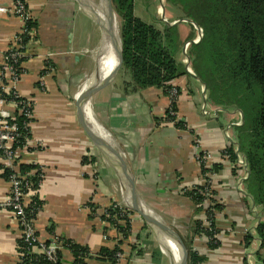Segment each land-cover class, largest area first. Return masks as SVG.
Instances as JSON below:
<instances>
[{
  "label": "crops",
  "instance_id": "crops-1",
  "mask_svg": "<svg viewBox=\"0 0 264 264\" xmlns=\"http://www.w3.org/2000/svg\"><path fill=\"white\" fill-rule=\"evenodd\" d=\"M27 4L36 22L37 38L34 55L24 62L25 73L15 88L34 102L30 125L33 144L22 153L21 163L37 164L44 172L38 193L43 206L35 219V230L42 243L65 238L87 247L96 257L86 264H109L97 256L103 248L117 246V234L105 233L101 216L113 203L127 207L129 200L116 168L81 126L76 106L82 83L95 74L101 32L76 0H27ZM12 5L13 0H0V7L11 10ZM169 13L164 10L165 19L147 23L158 28L164 27L161 22L169 26L177 23L185 55V46L197 39L196 32L182 25L187 21ZM21 28L22 20L14 13H0V64ZM187 59L179 61L188 74L173 80L170 91L136 89L129 74L121 70L94 93L89 106L103 138L124 157L140 200L180 235L189 258L192 249L202 258L201 264H264V237L259 232L264 206L256 204L248 193L245 170L222 157L225 150L236 156L239 153L236 128L243 122L242 113L210 101L206 85ZM172 89L179 93L175 120L167 116ZM205 152L214 157L211 166L220 169L212 181V197L208 205L204 200L200 209L185 192L203 185L197 156ZM4 167L7 163L0 156V201L10 190L3 177ZM210 207L214 242L195 226L196 221L206 220ZM20 238L15 215L0 209V264L20 263ZM119 247L122 264H171L156 236L135 212L132 235ZM61 250V264H74L72 252ZM35 252L41 253L37 248Z\"/></svg>",
  "mask_w": 264,
  "mask_h": 264
},
{
  "label": "trees",
  "instance_id": "trees-1",
  "mask_svg": "<svg viewBox=\"0 0 264 264\" xmlns=\"http://www.w3.org/2000/svg\"><path fill=\"white\" fill-rule=\"evenodd\" d=\"M178 1L183 5L182 11L188 14L183 19L192 18L195 25L203 30L201 41L191 44L192 52L189 56L196 76L206 85L209 100L225 109L240 110L243 114V122L236 130L239 153L245 157L248 166L245 185L256 204L264 206V0ZM112 4L121 20L122 70L129 74L136 89L157 87L170 91L173 80L188 74L184 64L175 56L181 45L178 27L166 25L158 28L145 22L136 15V0H112ZM28 26H36V22L30 21ZM28 40L29 38H25V42ZM176 45H179L178 50ZM26 60L24 58L22 62ZM173 108L176 110L175 103ZM168 119L172 120V117L168 116ZM17 120L20 124L24 121L19 117ZM25 134L26 137L30 136L27 131ZM23 145L22 141L19 146ZM228 153L235 162L236 154L232 150H228ZM3 169V177L7 181L13 175H18L14 170ZM219 169L218 165L212 166V171L216 173ZM206 172L208 169L202 165V174ZM19 173L24 192H35L30 207L25 210L28 219H36L43 206L38 194L43 180V169L37 164L21 163ZM25 181H28L29 187L25 185ZM204 192L205 186L200 185L185 193L202 209ZM89 207L92 211L96 210L93 205ZM105 212L101 216L107 223L105 233L115 231L118 244L113 249L103 248L97 258L109 264H118L117 253H122L119 245L132 235L129 215L134 212L117 203H113ZM207 213L212 220V229L205 228L202 221H196L195 226L199 233L214 238L216 230L212 207ZM19 228L22 230V226L19 225ZM259 232L264 237V224L259 227ZM54 242H60L62 248L72 252L74 264H86L88 259L96 257L87 247L65 238H57L45 245L50 246ZM36 248H41L38 242L30 244L21 235L19 264H61L62 248L57 251L56 262L49 260L45 253H36ZM202 261L190 249L188 264H201Z\"/></svg>",
  "mask_w": 264,
  "mask_h": 264
},
{
  "label": "built area",
  "instance_id": "built-area-1",
  "mask_svg": "<svg viewBox=\"0 0 264 264\" xmlns=\"http://www.w3.org/2000/svg\"><path fill=\"white\" fill-rule=\"evenodd\" d=\"M10 11L22 20V28L13 38L10 47L3 55V62L0 64V156L7 163V167L4 168L14 170L18 175H13L8 181L10 183V190L7 197L0 201V209H7L12 212L15 215L20 227L22 226V230H20V232L22 236L26 237V241L30 244L38 242L41 246V248H39L40 251L45 253L49 260L56 262L57 251L62 248V244L60 242H54L50 246H46L45 243L39 241L34 225L35 219H28L25 210L30 207L35 192L29 190L25 193L23 190V180L19 178V164H21L22 161V153L30 150L33 144L31 141L30 125L34 118V102L30 99L22 97L15 87L25 73L24 62H22V60L24 58L30 59L34 55L33 44L37 38V28L36 26H28L29 22L31 21L34 23L35 19L29 11L27 0H13L11 10L0 7V13H8ZM201 37V29H198V36L195 41H199ZM25 38H29V40L25 42ZM189 45L190 43L185 46L186 50ZM189 61L190 60L187 59L186 63H189ZM189 70L192 71L191 69ZM40 83V85L43 86V77L41 78ZM178 94V90H171L172 105L168 109L167 116L172 117L173 120L177 118V112L174 110L173 104L175 103ZM8 106L13 107V110L11 111ZM18 117L24 119L22 124L18 122ZM26 131L30 133L29 137H26ZM22 141L24 142V145L19 146ZM222 157L224 160H230L231 157L228 150L223 152ZM213 158L214 157L209 152H205L197 156V160L201 166L203 165L208 169V172L203 174L205 203L207 205V200L212 197L211 187L216 173L212 171L211 162ZM235 162L238 168L245 170V179H247L248 166L245 157L240 153H237ZM3 171L4 169L2 168V172ZM43 177L44 175L42 178ZM25 183L27 187L30 186L28 181H25ZM120 206L131 210L128 206ZM105 213L106 212L104 211L103 215ZM132 216L133 214L129 215L131 222ZM104 223L107 225L106 222ZM203 225L205 228L211 230L212 220H210L207 216ZM209 239L210 241L214 240L212 237ZM117 258L118 264H122L124 259L123 253H117Z\"/></svg>",
  "mask_w": 264,
  "mask_h": 264
},
{
  "label": "water",
  "instance_id": "water-1",
  "mask_svg": "<svg viewBox=\"0 0 264 264\" xmlns=\"http://www.w3.org/2000/svg\"><path fill=\"white\" fill-rule=\"evenodd\" d=\"M78 4L81 6V8L94 20V22H99V17L94 12L90 11L88 8H86L80 0H76ZM110 10L117 16L112 0H107ZM159 13H164V8L162 7L161 11ZM162 15V14H161ZM187 21V20H184ZM177 24V23H175ZM175 24H171L175 25ZM196 26V25H195ZM119 28V24H118ZM196 28L200 29L196 26ZM109 32L111 33L112 30L110 29ZM202 39V37H201ZM191 41L189 42L191 44H197L201 41ZM117 48H118V61L115 66V68L112 70V72L105 76H100V67H101V58L102 54L100 53L98 55V65L95 71L96 79L91 83L89 86H87L81 94H78V97L76 99V106H77V112H78V118L81 126L85 130L86 134L94 144V146L103 154V156L116 168L121 180L123 181L124 187L127 191L128 196V207L135 213H137L147 224L148 228L152 231V233L156 236L158 241L161 244V247L164 251V238H174V240L179 244L182 252V256L180 261L177 263L174 258L170 255L164 253L168 256L171 264H188L189 261V253L186 249L184 242L180 235L168 224L163 222L160 218H158L157 215H155L146 205L142 203L140 200L136 188H135V180L133 178V175L124 159L122 154L116 150L108 141H106L100 133L94 128V126L86 119V112L85 108L87 105H89V101L94 95L95 92H97L100 88L103 86L109 84L112 82L120 73L123 67V42L120 34L119 29V36L117 38ZM186 50V49H185ZM190 60V58H188ZM193 74V72H190ZM243 118V114H242ZM164 246V247H163Z\"/></svg>",
  "mask_w": 264,
  "mask_h": 264
},
{
  "label": "bare ground",
  "instance_id": "bare-ground-1",
  "mask_svg": "<svg viewBox=\"0 0 264 264\" xmlns=\"http://www.w3.org/2000/svg\"><path fill=\"white\" fill-rule=\"evenodd\" d=\"M80 1L82 4L84 3L88 6H91L96 12H94L91 8L83 4L86 8L94 12L100 18L98 22L102 36V41L101 44H99L100 46L98 49L99 54L100 53L102 54L100 76L105 77L112 72L118 61V48H117V38L119 36L118 19L117 16L110 10L107 0H98V1L80 0ZM110 29L112 30L111 33L109 32ZM115 49H116L115 56L112 59H109L112 56ZM105 54L106 57L104 58ZM95 79H96V75L88 76L82 83L79 94H81V92L87 86L93 83ZM85 112H86V119L94 126V128L98 131V133H100V135L103 137V135L101 134L98 128L97 120L95 119L89 105L86 106ZM164 245L165 247L164 246L163 247L165 253L170 254L174 258V260L178 263L182 256V252L179 244L174 240V238L168 237V238H164Z\"/></svg>",
  "mask_w": 264,
  "mask_h": 264
},
{
  "label": "rangeland",
  "instance_id": "rangeland-1",
  "mask_svg": "<svg viewBox=\"0 0 264 264\" xmlns=\"http://www.w3.org/2000/svg\"><path fill=\"white\" fill-rule=\"evenodd\" d=\"M94 1H98V0H94ZM136 1H137L136 15L139 18L141 17V19L144 20L145 22L153 21L154 18H161L162 20L165 19V16L163 17V13H158V9L159 8L162 9V7L164 8V10H166L167 15L170 12L169 16L172 18L183 19L184 17H188V14L182 11L183 5L178 0H136ZM140 10L144 11V13L140 12ZM117 19H118V24H119V29H120L121 20H120L118 15H117ZM153 23H154V21H153ZM161 24L164 27L166 26V24L164 25V23H162V22H161ZM185 24L187 26H190L192 28V30H194V32H196V35L198 36V28L196 29L195 22L192 18H188L187 22L182 23V25H185ZM96 26L100 30V26H99L98 22H96ZM197 27H199V26H197ZM100 32H101V30H100ZM201 33L203 34V30H201ZM180 43H181L180 50H179L178 54L176 53V55H175L176 59L178 61H179V59L182 60L183 57H185L186 59H187V57L189 58L190 57L189 55H191V52H192V48H190L191 45H189L187 50H185V55H184V53L182 51V46H183L182 42H180ZM176 47H178L177 48V50H178L179 45L178 46L176 45ZM114 56H115V54H114ZM190 64H192V66H193V62H191Z\"/></svg>",
  "mask_w": 264,
  "mask_h": 264
}]
</instances>
